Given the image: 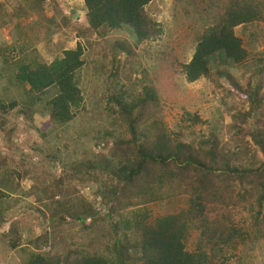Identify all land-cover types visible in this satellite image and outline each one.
<instances>
[{
  "label": "trees",
  "instance_id": "16d2710c",
  "mask_svg": "<svg viewBox=\"0 0 264 264\" xmlns=\"http://www.w3.org/2000/svg\"><path fill=\"white\" fill-rule=\"evenodd\" d=\"M151 1L81 0L82 6L72 8L70 14L61 13V20L79 40L88 41L93 35L106 37L127 26L134 34L133 43H142L161 32L146 9ZM33 2L40 12L46 0ZM2 8L0 3V19L5 17ZM206 8L212 12L213 23L199 35L181 71L187 82H194L208 78L214 68L213 73L229 83L228 94L247 102V110L233 115L237 123L231 125L228 136L233 146L225 149L226 145L220 146L213 136L199 143H185L182 133L169 132L161 119L157 92L145 86L137 93L127 91L129 75H118L120 58L113 59L112 54L107 76L115 91L109 92L105 111L114 115L111 124L118 128L96 137L103 148L110 145L106 154L99 152L93 160L79 164V188H62V180L53 183L54 192L42 205L49 223L41 226L39 236L22 243L25 228L19 220L11 221L1 233L6 249L20 253V264H225L227 251L236 248V240L245 235L233 221L237 208L250 212L255 235L264 236V95L251 79L240 86L226 68L248 57L249 51L233 29L255 21L264 23V2L209 0ZM52 20L47 19L48 23ZM79 40L49 62L31 58L33 48L27 49L24 40L22 45L0 47L4 69L0 75L6 71L14 79L12 90L24 104L22 108L19 101L0 98L3 141L11 142L12 130L6 120L13 110L28 119L36 112L43 113L56 126L73 119L72 109L82 100L76 74L85 64L84 45ZM116 44L119 57L136 54L129 42ZM40 102L43 105L38 110L35 106ZM247 138L251 142H246ZM35 150L39 152V148ZM0 159V164H5L2 160L6 157ZM86 186L93 189L83 196L80 191ZM44 187L43 192L48 191L49 187ZM4 195L0 186V201ZM153 205L168 213L152 218ZM5 210L0 205V228L6 222ZM65 214L76 222L65 223ZM75 223L79 237L75 234L56 241L62 227ZM193 230L198 231V239L189 251L186 242Z\"/></svg>",
  "mask_w": 264,
  "mask_h": 264
},
{
  "label": "rangeland",
  "instance_id": "374dc122",
  "mask_svg": "<svg viewBox=\"0 0 264 264\" xmlns=\"http://www.w3.org/2000/svg\"><path fill=\"white\" fill-rule=\"evenodd\" d=\"M33 1L0 0L5 14L0 19V47L22 45L20 41L24 40L27 49L33 48L31 58L49 62L55 54L73 48L79 40L75 37V31L62 23L61 13L70 14L72 8L81 7L82 2L55 0L57 6L54 0H46L38 12L33 7ZM208 1L152 0L146 9L161 32L142 43H133L134 34L127 26L110 32L106 37L93 35L88 41L80 39L79 42L84 45L85 64L76 75L82 100L77 109H72L73 119L66 125H52L48 115L43 113L36 112L30 119L16 110L10 113L6 122L7 128L12 130L11 142L0 138V156L6 157V160H2L5 164H0V186L6 194L0 201V205L6 209V222L0 228V235L7 230L11 221L19 220L25 228L22 243L29 237L39 236L43 229L41 226L49 223V214L42 205L48 202L49 195L52 196L56 187L53 183L62 180V188H79L82 185L79 164L93 160L99 152L106 154L110 143L103 148L96 137L100 132H113L118 128L111 124L114 115L105 111L108 94L115 91L107 76L112 65V54L113 59L120 58L118 75H129L127 91L132 89L137 93L145 86L157 92L161 119L169 132L182 133L185 143H199L213 136L220 146L226 145L225 149L230 150L233 146L228 138L232 132L230 127L237 123L233 115L237 111L247 110V102H243V98L235 94L236 91L231 92L235 94L234 97L228 94L229 83L224 77L218 78L213 73L214 68L208 78L202 77L194 82H187L181 71V65L190 60L199 35L213 23L212 12L206 8ZM51 18L54 20L48 23L47 19ZM233 32L249 54L243 63L226 68L240 86L244 87L251 79L253 84L260 85L259 93L264 95V23L255 21L238 25ZM124 40L136 51L134 56L126 59L118 56L116 44ZM1 70L4 71L0 63ZM12 83L15 84V81L6 71L0 75V98L19 101V107L24 108L23 98L14 95ZM7 89H11V92H5ZM23 95L28 96L25 91ZM42 105L43 102H40L35 107L41 110ZM121 135L124 138L127 136L124 131ZM246 142L251 141L247 138ZM35 147L39 148V152ZM49 156H53L54 160ZM43 187H49L48 191L43 192ZM92 189V186L82 188L81 195L87 196ZM150 208L152 218L168 213L158 205ZM173 210L169 209V212ZM70 219L65 218L64 222L70 223ZM233 221L245 235L242 240H236V248L227 251L224 263L264 264V236L255 235L252 227L254 219L250 212L246 208H237L233 212ZM74 222L76 219L71 223ZM62 228L61 233L56 235V241L61 237L71 239L75 234L79 237L76 223ZM197 234V230L191 231L186 242L187 250L195 248ZM21 258L18 251L6 249L0 238V264H20Z\"/></svg>",
  "mask_w": 264,
  "mask_h": 264
},
{
  "label": "water",
  "instance_id": "95a60500",
  "mask_svg": "<svg viewBox=\"0 0 264 264\" xmlns=\"http://www.w3.org/2000/svg\"><path fill=\"white\" fill-rule=\"evenodd\" d=\"M65 218H67L68 220L70 219V218L66 217L65 215H63V216H62V219H63L64 221H66ZM70 220H72V218H71Z\"/></svg>",
  "mask_w": 264,
  "mask_h": 264
}]
</instances>
